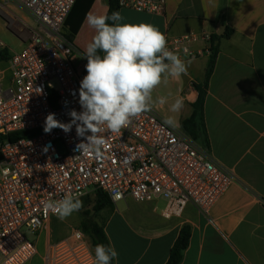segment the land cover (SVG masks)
<instances>
[{"label":"built area","instance_id":"obj_1","mask_svg":"<svg viewBox=\"0 0 264 264\" xmlns=\"http://www.w3.org/2000/svg\"><path fill=\"white\" fill-rule=\"evenodd\" d=\"M40 31L0 69V264H28L36 242L23 230L39 235L54 217L43 202L60 200L67 192L106 193L116 205L128 198L137 203H164L161 215L181 217L188 204L208 214L234 183V175L183 131L164 124L151 109L119 134L105 133L102 158L76 149L83 137L73 124L69 132L44 131L48 114L61 123L70 112L82 111L80 82L86 68L77 69L76 48L65 37L66 21L77 0H14ZM120 9L163 15L166 0H119ZM211 36L188 33L167 37L168 48L183 60L211 55ZM200 41L207 49H194ZM185 49L187 53L185 54ZM7 46L0 39V51ZM29 133L13 141L9 136ZM115 191L122 199H112ZM80 234V235H78ZM95 248L81 228L47 245L45 264H94Z\"/></svg>","mask_w":264,"mask_h":264},{"label":"crops","instance_id":"obj_2","mask_svg":"<svg viewBox=\"0 0 264 264\" xmlns=\"http://www.w3.org/2000/svg\"><path fill=\"white\" fill-rule=\"evenodd\" d=\"M108 1L95 0L88 14H107ZM166 5L163 15L121 9L122 22L150 23L167 37L233 31L219 42L204 113L210 154L236 181L208 214L188 204L181 217L166 219L158 208L162 202L139 203L133 214L118 212V204L99 213L118 252L115 264H166L184 225L191 227V238L181 264H264V0H166ZM38 31L14 0H0V39L10 56ZM94 35L85 18L73 42L77 69L85 68L87 58L82 56ZM207 48L204 41L194 45ZM208 60V55L185 60L187 74L169 78L152 93V109L163 119L173 117L180 131L182 121L192 115L198 98L195 84L204 81ZM159 97H166L164 105L157 102ZM177 97H183L184 106L174 113L170 108ZM49 223L35 241L38 254L28 264H45L47 245L65 239L53 242ZM43 238L41 251L38 242Z\"/></svg>","mask_w":264,"mask_h":264},{"label":"clouds","instance_id":"obj_3","mask_svg":"<svg viewBox=\"0 0 264 264\" xmlns=\"http://www.w3.org/2000/svg\"><path fill=\"white\" fill-rule=\"evenodd\" d=\"M86 21L95 35L82 56L87 58V74L79 88L82 111L72 110L68 124L58 121L54 113L48 114L44 131L60 128L69 132L74 124L77 136L83 137L76 149L82 154L102 158L108 143L104 134H119L133 119L150 111L153 91L169 78L179 79L186 75L188 62L168 48L167 36L150 23L122 22L124 17L120 11L110 16L89 13ZM157 102L164 105L166 97H159ZM183 106V97H177L170 111L177 113ZM176 123L173 117L164 119V124L170 127H175ZM81 195L83 193L67 192L62 199H49L43 206L64 220L83 207ZM122 196L115 191L112 199L119 201ZM116 258L118 252L114 246H95L94 264H112Z\"/></svg>","mask_w":264,"mask_h":264},{"label":"trees","instance_id":"obj_4","mask_svg":"<svg viewBox=\"0 0 264 264\" xmlns=\"http://www.w3.org/2000/svg\"><path fill=\"white\" fill-rule=\"evenodd\" d=\"M95 0H77L73 7L65 25V37L73 44L75 36L79 32L80 26L85 20L89 10L91 9ZM109 11L107 15H111L114 11H120L119 0H109ZM109 23H112L109 21ZM232 29L227 28L221 36H213L211 38V55L206 68L205 79L203 82L195 84V88L198 92L197 101L191 105L193 107L192 115L182 121V130L193 141H195L202 148L210 152V140L207 133V127L205 122V101L207 98V91L209 86V80L213 75L215 64L219 54V42L223 38H229L232 35ZM101 56L103 53H99ZM10 58L8 51H0V62L7 61ZM30 136L29 133H16L9 136V140L13 141L22 137ZM94 200V212L96 214L101 213L104 210L113 211L115 204L111 201L109 196L102 191H95ZM83 232H85L95 248L97 244H104L105 246L111 245L110 240L105 232L103 223H100L94 217L84 219L80 225ZM191 238V227L184 225L179 233V236L174 243L169 259L166 264H181L185 251L187 250ZM115 264V259L112 261Z\"/></svg>","mask_w":264,"mask_h":264},{"label":"rangeland","instance_id":"obj_5","mask_svg":"<svg viewBox=\"0 0 264 264\" xmlns=\"http://www.w3.org/2000/svg\"><path fill=\"white\" fill-rule=\"evenodd\" d=\"M7 67H8L7 61H3L0 64V69H3L6 71V84L10 77V73L7 71ZM81 200L83 202V207L79 211L73 212L72 215H70L64 220H60L58 217H54L51 219L49 223V229L51 231V240L53 242L69 236L70 233L72 232V229L76 227H80L81 222L84 219H87L89 217H94L95 219H98V221H100L101 223L104 221V218L102 217L98 218L99 214H96L94 212V206H93L94 200H95L94 192H90L87 195L83 196ZM139 206H141L139 203L135 202L131 198H128L127 200L118 203L117 211L121 212L122 214H126V215L133 214V212H136L137 210H139L140 208ZM163 206H164V203H161L158 208L161 209L163 208ZM23 232L30 241L35 242L37 240L38 236L35 234H32L27 229H24ZM45 239L46 238H43L40 242H38V247L40 246L41 251L45 244Z\"/></svg>","mask_w":264,"mask_h":264}]
</instances>
